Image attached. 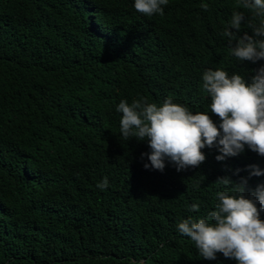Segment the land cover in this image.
<instances>
[{
    "label": "trees",
    "instance_id": "trees-1",
    "mask_svg": "<svg viewBox=\"0 0 264 264\" xmlns=\"http://www.w3.org/2000/svg\"><path fill=\"white\" fill-rule=\"evenodd\" d=\"M234 11L250 15L239 0H169L151 17L134 0H0V264H236L203 259L177 225L214 210L218 178L264 172V157L205 148L198 168L146 170L147 141L123 139L116 112L171 97L212 115L205 70L247 79L264 65L231 56Z\"/></svg>",
    "mask_w": 264,
    "mask_h": 264
},
{
    "label": "clouds",
    "instance_id": "clouds-1",
    "mask_svg": "<svg viewBox=\"0 0 264 264\" xmlns=\"http://www.w3.org/2000/svg\"><path fill=\"white\" fill-rule=\"evenodd\" d=\"M169 0H134L138 13L151 17L163 15ZM247 9L234 11L223 35L228 38L230 54L238 61L256 64L264 61V0H239ZM200 7L207 11L209 5ZM258 20L259 23H254ZM242 26L249 31L241 35ZM202 88L211 99L210 113L219 118L217 125L208 112H196L174 103L171 97L159 106L146 98L134 99L131 104L121 100L116 112L121 113L120 133L125 140L135 138L147 141L150 163L144 168L163 172L166 162L176 171L195 169L206 161L203 149H215L220 153L217 161L237 157L245 149L264 157V65L254 69L245 79L240 74L223 69H207L202 75ZM241 170L237 169L235 174ZM248 178L239 183L230 177L218 178L217 184L224 190L216 193L214 210L205 218L191 216L177 225L179 233L194 242L198 253L205 260H216L220 253L236 264H264V184L255 190L248 188V179L264 175L257 166L250 165ZM109 186L104 178L97 187L103 191ZM191 212H199L200 206L192 204ZM129 264H146L132 259Z\"/></svg>",
    "mask_w": 264,
    "mask_h": 264
}]
</instances>
